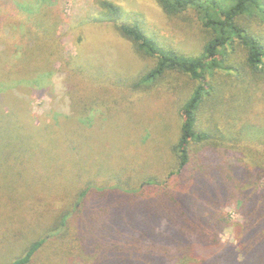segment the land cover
<instances>
[{
	"label": "trees",
	"instance_id": "trees-1",
	"mask_svg": "<svg viewBox=\"0 0 264 264\" xmlns=\"http://www.w3.org/2000/svg\"><path fill=\"white\" fill-rule=\"evenodd\" d=\"M11 1L0 0V41L6 43L0 70L5 74L32 62V45L47 51L56 32L52 14L35 11L24 0ZM96 1L102 21L112 22L139 53L156 59L142 83L165 73L198 82L182 106L180 135L171 148L176 168L167 171L161 188L160 168L149 176L142 170L143 179L139 171L135 180V172L119 178L110 167L111 184L98 183L103 180L80 184L75 195L58 184L61 189L55 188L48 198L52 223L5 264H35L45 250L48 255L37 264H264V0H156L169 16L195 10L211 32L193 56L159 45L138 18L123 19L125 10L119 5ZM253 22L257 31L250 27ZM76 60L66 58L69 81L76 78L75 68L90 65ZM230 69L235 71L231 81H213L218 71ZM5 74L0 75V126L10 121L25 136L14 142L11 135L0 133V146H19L12 163L2 159L11 172L0 177L2 244L11 243L12 235L38 216L10 210L16 215L6 220L3 213L11 201L1 203L2 196L10 188L20 189L19 182L9 179L27 169L30 174L46 170L50 178L63 176L62 166L50 170L57 160L74 156L81 146L79 135L88 139L80 118L90 113L94 101L70 92L66 101L70 118L36 116L27 109L26 95L17 98L16 90L1 85ZM33 151L32 163L27 153ZM65 168L75 180L83 177L69 164ZM118 196L126 201L118 202ZM223 233L232 239L222 241Z\"/></svg>",
	"mask_w": 264,
	"mask_h": 264
},
{
	"label": "rangeland",
	"instance_id": "rangeland-1",
	"mask_svg": "<svg viewBox=\"0 0 264 264\" xmlns=\"http://www.w3.org/2000/svg\"><path fill=\"white\" fill-rule=\"evenodd\" d=\"M7 1L12 4L11 0ZM14 1L22 3L23 0ZM24 1L37 12L52 14L56 32L47 51L31 46L35 56L28 66L14 68L8 74L1 69L0 75L6 76L1 85L6 90H16L17 98L26 95L27 109L40 117L54 114L60 120L70 118L71 111L66 106L70 92L81 97L91 96L94 101L90 113L80 118L82 131L88 132V139L79 135L81 146L77 147L74 156L57 160L56 167L50 170L54 172L62 166L66 172L63 176L50 178L46 170H35L30 174L27 169L24 175L9 179L19 182L20 189L10 188L2 196L1 203L11 201L6 202L9 206L3 213L6 220L16 215L14 212L9 213L10 210L24 214L34 212L38 216L32 222L26 221L25 226L12 235L11 243L5 241L2 244L0 241V264H5L19 254L26 242L37 238L52 223L54 217L51 218L48 198L55 188L67 186L75 195L80 184L85 185L94 180L111 184L110 167L116 170L113 173L119 178L135 172V180L139 171L140 175L144 170L149 176L154 174L153 169L160 168L157 187H163L167 171L176 168V158L171 148L180 135L184 118L182 106L198 83L177 73H165L160 79L142 83L141 77L154 67L156 59L139 53L129 40L119 34L112 22L102 21L96 0ZM109 1L125 10L123 19L126 17L131 22L138 18L148 36L178 54H198L211 36L193 9L169 16L156 0ZM250 27L252 31L258 30L254 22ZM5 45L0 41V53L5 52ZM229 45L230 51L232 48ZM67 56L77 59L81 64H90L74 69L75 80L71 78L69 81L65 77L68 70L65 64ZM234 74L232 69L220 70L214 75L213 81L221 78L231 81ZM0 127L1 134L12 136L10 140L17 141L18 136H25L10 121L2 123ZM200 127L204 128L203 124ZM17 148L19 146H0V177L11 173L2 162L6 160L12 163L16 158L12 154H16L13 151ZM34 153H27V157H33L30 158L32 163ZM222 156L226 157L225 154ZM68 164L72 171L79 170L82 173L83 177H79L78 182L74 179L75 175L66 170ZM143 175L141 179L145 178ZM52 181L57 182V186H52ZM58 184L63 186L59 188ZM60 194L63 192L60 191ZM123 201H126L123 196L118 198V202ZM229 213L237 218L234 210ZM39 216L42 219L34 227ZM22 222L20 220V224ZM221 238L222 241L232 239L227 233H223ZM48 252H41L35 264L40 263Z\"/></svg>",
	"mask_w": 264,
	"mask_h": 264
}]
</instances>
